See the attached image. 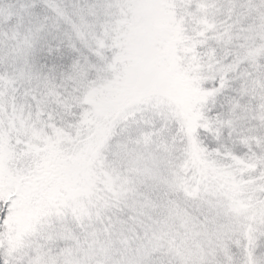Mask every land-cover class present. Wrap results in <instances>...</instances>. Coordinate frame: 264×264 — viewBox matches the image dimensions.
Listing matches in <instances>:
<instances>
[{"label": "snow or ice", "instance_id": "snow-or-ice-1", "mask_svg": "<svg viewBox=\"0 0 264 264\" xmlns=\"http://www.w3.org/2000/svg\"><path fill=\"white\" fill-rule=\"evenodd\" d=\"M0 264H264V0H0Z\"/></svg>", "mask_w": 264, "mask_h": 264}]
</instances>
